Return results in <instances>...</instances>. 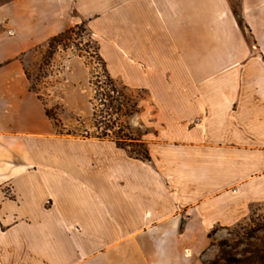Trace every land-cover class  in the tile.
I'll list each match as a JSON object with an SVG mask.
<instances>
[{
  "label": "crops",
  "instance_id": "0c3cea01",
  "mask_svg": "<svg viewBox=\"0 0 264 264\" xmlns=\"http://www.w3.org/2000/svg\"><path fill=\"white\" fill-rule=\"evenodd\" d=\"M239 4L246 30L231 0H0V264H203L213 229L264 205V0ZM82 21L148 96L149 159L61 134L31 88L24 56ZM57 77L91 117L85 57Z\"/></svg>",
  "mask_w": 264,
  "mask_h": 264
},
{
  "label": "rangeland",
  "instance_id": "374dc122",
  "mask_svg": "<svg viewBox=\"0 0 264 264\" xmlns=\"http://www.w3.org/2000/svg\"><path fill=\"white\" fill-rule=\"evenodd\" d=\"M231 1L239 15L240 24L246 30L239 13V0ZM72 14L78 16L76 10ZM73 27L74 31L62 45L57 46L56 43L47 41L24 56L25 68L31 76V86L40 93L64 133L70 131L78 136L110 138L129 151L145 153L143 137L146 133L151 136L154 133L153 128L143 127L140 117L144 110L140 104L148 97L147 94L126 87L121 82L111 83L96 55V43L88 31L86 21ZM246 35L248 41L253 42L251 35ZM71 53L83 55L91 70L89 90L94 113L85 119L67 111L61 103L62 88L57 75L62 68L63 59ZM151 113L152 110L149 114ZM132 118H137V122L133 123ZM213 230L210 232L211 244L208 251L211 257L205 255L204 261L212 260L225 252L238 260V264H264V205L254 206L252 212L237 225Z\"/></svg>",
  "mask_w": 264,
  "mask_h": 264
},
{
  "label": "trees",
  "instance_id": "16d2710c",
  "mask_svg": "<svg viewBox=\"0 0 264 264\" xmlns=\"http://www.w3.org/2000/svg\"><path fill=\"white\" fill-rule=\"evenodd\" d=\"M239 16V15H238ZM74 31V27H71V28H68L67 30L53 36L49 42H52V43H56L57 46L59 45H62L63 44V41H65L67 39V36L72 33ZM81 55V54H80ZM96 55L98 56L100 62L102 63V66H103V69H104V72L106 73V77L111 81V83H114V79L110 76V74L108 73V70H107V66H106V63L105 61L102 59V57L99 55L98 53V46L96 44ZM26 74L28 76L29 79H31V76H30V73L26 70ZM32 90L35 91V92H38L33 86H31ZM42 98V96H41ZM43 99V98H42ZM44 101V100H43ZM44 104L46 105V112H47V115L48 117L54 121V123L56 124V126L58 127V129H61L59 124H58V120L56 119V117H54V115L50 112V110L47 108V104L44 102ZM64 108V106H63ZM57 120V121H56ZM60 133L63 134V135H74V136H78L76 133L74 132H70V131H67V132H63L62 130H60ZM88 133V132H87ZM81 137H89V135H79ZM98 138H103V137H100L98 136ZM121 147H124L126 148L125 146H123L121 143H119L118 141H116ZM132 155L136 156V157H139V158H142V159H149L150 158V155H149V151L148 149L146 148L145 150V153H135L133 151H129ZM214 231V230H213ZM239 261L228 256L225 252L222 253V255L218 256V257H215L214 259L212 260H206L203 262V264H238Z\"/></svg>",
  "mask_w": 264,
  "mask_h": 264
}]
</instances>
